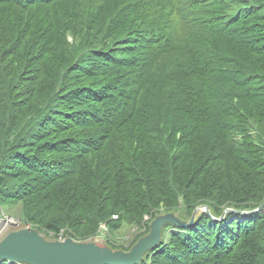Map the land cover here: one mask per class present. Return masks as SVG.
Here are the masks:
<instances>
[{"label":"trees","instance_id":"16d2710c","mask_svg":"<svg viewBox=\"0 0 264 264\" xmlns=\"http://www.w3.org/2000/svg\"><path fill=\"white\" fill-rule=\"evenodd\" d=\"M263 128L264 0H0V207L23 227L252 212ZM140 264H264V208L169 225Z\"/></svg>","mask_w":264,"mask_h":264},{"label":"water","instance_id":"95a60500","mask_svg":"<svg viewBox=\"0 0 264 264\" xmlns=\"http://www.w3.org/2000/svg\"><path fill=\"white\" fill-rule=\"evenodd\" d=\"M264 204L252 212L227 210L219 218L212 216L209 207H198L190 221L181 220L174 213L158 216L150 225V233L142 237L129 252L114 251L107 244L92 240H48L37 230L20 227L11 230L0 240V262L4 264H140L146 254L156 248L162 231L169 225L191 227L201 214L223 221L229 213L253 215L262 211Z\"/></svg>","mask_w":264,"mask_h":264},{"label":"rangeland","instance_id":"374dc122","mask_svg":"<svg viewBox=\"0 0 264 264\" xmlns=\"http://www.w3.org/2000/svg\"><path fill=\"white\" fill-rule=\"evenodd\" d=\"M263 130H264V128H263ZM252 135L254 137H256V136L260 137V135H258L255 130L253 131ZM158 207L159 208H157L156 210H153L152 215H149V216L145 215L144 216L143 224L138 225L135 223H130V222L124 221L122 223L121 227H119V229H116V230L111 229L110 226H108L106 224H102V225H100L97 233L96 234L94 233L92 235L90 233H85V231L82 230V228L80 229V233L73 234L72 232H69L67 234L69 236H67L66 232L64 230H62L59 234H55L52 232H47L46 229H44V228H41L43 231L40 230L39 228H37V227H40L42 225L35 224V223L31 224V225H29L28 223H26V224L28 225L27 228L39 229L41 231V233L42 232L44 233L43 235H45V238L48 240H52V239L54 240L55 239L56 241H64L67 237H70L76 241H82L83 235L89 234L88 237L85 238L86 240H92L94 242H100L103 244L107 243V244H110L111 246L117 245L120 248H122L124 251H127V250H129V248L131 247V244L135 240H137L139 237H141L145 234V231H146L145 222H148L149 219H151V218L153 219V217L157 213H159V214H164V213L171 214V213H173L171 210H168V208L165 207L163 204H160ZM227 210H229V208H226L225 211H227ZM231 210H235V209L232 208ZM167 211H170V212H167ZM225 211H224V213H225ZM240 212H244V211H240ZM113 220L117 221L118 217L114 216ZM23 222H25V220L23 218L22 205L21 204L18 206H15V207H6V206L0 207V240H2V238H4V236L7 235L9 233V231L20 229V227H23V226H21ZM78 231H79V229H78ZM76 234H77V237H76Z\"/></svg>","mask_w":264,"mask_h":264},{"label":"built area","instance_id":"2783aa9c","mask_svg":"<svg viewBox=\"0 0 264 264\" xmlns=\"http://www.w3.org/2000/svg\"><path fill=\"white\" fill-rule=\"evenodd\" d=\"M241 219H243V218H241Z\"/></svg>","mask_w":264,"mask_h":264}]
</instances>
